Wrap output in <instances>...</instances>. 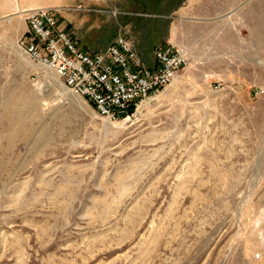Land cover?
<instances>
[{
	"label": "rangeland",
	"instance_id": "374dc122",
	"mask_svg": "<svg viewBox=\"0 0 264 264\" xmlns=\"http://www.w3.org/2000/svg\"><path fill=\"white\" fill-rule=\"evenodd\" d=\"M40 5L148 64L176 25L187 65L99 117L20 47ZM0 264H264V0H0Z\"/></svg>",
	"mask_w": 264,
	"mask_h": 264
},
{
	"label": "built area",
	"instance_id": "2783aa9c",
	"mask_svg": "<svg viewBox=\"0 0 264 264\" xmlns=\"http://www.w3.org/2000/svg\"><path fill=\"white\" fill-rule=\"evenodd\" d=\"M59 11L53 6L16 11L28 26L20 47L37 65L54 71L64 87L87 102L99 117H129L187 65L185 47L170 42L155 47L152 64L146 63L126 30L103 49L80 47L66 28L60 27ZM130 104L135 105V111L127 114Z\"/></svg>",
	"mask_w": 264,
	"mask_h": 264
},
{
	"label": "crops",
	"instance_id": "0c3cea01",
	"mask_svg": "<svg viewBox=\"0 0 264 264\" xmlns=\"http://www.w3.org/2000/svg\"><path fill=\"white\" fill-rule=\"evenodd\" d=\"M40 6H46V5H40ZM35 7V6H34ZM29 8H32V7H29ZM177 26L176 25H174V26H172V28L169 30V35H168V37L170 38V43H172V44H175V45H181L180 43L181 42H179L178 40H177V38H176V34H177ZM151 64H152V61H151ZM150 64V65H151Z\"/></svg>",
	"mask_w": 264,
	"mask_h": 264
},
{
	"label": "bare ground",
	"instance_id": "6f19581e",
	"mask_svg": "<svg viewBox=\"0 0 264 264\" xmlns=\"http://www.w3.org/2000/svg\"><path fill=\"white\" fill-rule=\"evenodd\" d=\"M66 89H67V88H66ZM66 92H67V95H68L70 98L75 99L77 103H80V102H81L80 99L78 98V97H79L78 95L75 96L76 94L74 95V93L71 92L69 89H67ZM72 93H73V94H72Z\"/></svg>",
	"mask_w": 264,
	"mask_h": 264
},
{
	"label": "water",
	"instance_id": "95a60500",
	"mask_svg": "<svg viewBox=\"0 0 264 264\" xmlns=\"http://www.w3.org/2000/svg\"><path fill=\"white\" fill-rule=\"evenodd\" d=\"M135 111V105L134 104H130L127 107V114H132Z\"/></svg>",
	"mask_w": 264,
	"mask_h": 264
}]
</instances>
